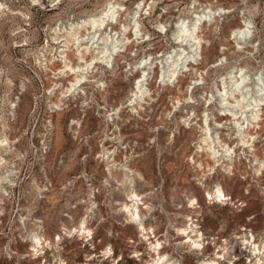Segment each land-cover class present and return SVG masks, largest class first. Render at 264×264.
<instances>
[{
    "label": "rangeland",
    "instance_id": "374dc122",
    "mask_svg": "<svg viewBox=\"0 0 264 264\" xmlns=\"http://www.w3.org/2000/svg\"><path fill=\"white\" fill-rule=\"evenodd\" d=\"M104 1L66 0L61 9L50 11L47 6L45 10L31 6L26 0H9V29L6 16L0 18V136L7 135L13 141L11 148L7 147L5 151L1 149L6 162L10 160L12 165L3 163L6 167H1L0 173L4 171L2 174H9V169L15 172L12 175L13 186L6 189L10 194L0 199V264H148L147 260H150L147 241L118 211L119 202L126 200L125 189L110 178L109 184H103L108 174L106 162L99 155L103 144L111 149L117 145L116 140L109 138L113 136L114 126L105 124L98 115L96 104L85 110L81 100L71 101L60 113L52 112L49 107L51 95L47 93L52 82L51 75L35 63L41 45L46 37H50L49 29L47 31L44 27H51L56 22L65 24L70 16L78 18L88 12L95 13ZM135 1H122L128 9L122 12L123 22L129 21L127 13L132 11ZM150 2L151 8L147 5L140 18V28L146 36L143 40L141 37L137 40L134 34L129 33L133 40L129 48H133L137 55L126 56L124 60L128 58L134 61L146 54L152 55L153 61L158 59V62L163 59L161 55L174 46L172 32L179 17H185L188 21L206 5L220 6L230 12L205 22L201 28L205 42L199 67L200 70L211 69L205 75V84L196 89V94L211 90L213 81L219 79L218 75L226 72L234 62L242 65L247 62L252 82L256 80L254 67L264 63V0ZM16 9H22L27 16L12 15L11 12ZM251 14L254 16L256 37L261 39L259 50L254 51L255 58H247L248 53L237 50L231 35L232 29L241 25L242 15ZM26 23L29 26H24L26 28L21 29L22 32L13 33L16 27ZM160 23L165 25L166 31L159 30L157 25ZM4 43H9V46ZM5 48H8V58ZM219 55L227 56V64L212 68ZM59 65L56 61L51 68H58ZM127 69L125 62L120 61L114 74L106 72L108 92L103 98L102 92L94 91L97 102L111 108L126 100L135 79L140 75V71L128 75ZM159 70V66H156L149 82L155 94H160L157 100L146 105V109L139 114H132L129 107L122 108L118 126L124 150L117 159L123 153L141 155L133 165L142 170L145 179H136L135 186L142 194L143 201L152 204L153 210L148 215L146 227L151 242L157 239L163 242L162 254L174 260L180 259L181 264H201L204 258L215 257L216 252L220 255L225 252L219 261L221 264H233V255L240 252V247L243 248L236 236L251 232L257 238L264 236V195L261 191L264 188V175L258 180L252 171L245 173V160H242L236 175L228 177L218 170L206 180L205 189L201 187L196 181V169L187 160L193 154V140L198 134L188 126H181L175 133V140L168 141L178 120L185 115L184 111H189L191 105L196 114L202 111L201 100L194 104L186 102L181 109L172 107L173 98L183 96L191 77L196 74L187 73L180 77L174 83L177 87L163 86L159 83ZM60 81L67 83L66 78ZM218 84L221 85L220 82ZM22 85L24 90H21ZM20 91L23 94L14 117L10 115L9 103ZM170 110L172 113L168 115ZM73 118L82 120L79 133H74L70 128ZM218 120L226 119L218 116ZM5 121L8 123L6 126ZM48 121H52L53 126L47 127ZM260 126L256 130L264 139V119ZM222 130L228 142H236V139L229 138V129ZM261 145L257 143L258 151L264 153ZM117 176L120 179L119 173ZM216 182L223 184L232 202L209 203L205 199L206 190H211ZM90 183L95 187V200L99 205L95 212L99 216L89 223L93 237L81 239L77 233L68 237L69 231L74 232L79 227L81 217L87 214ZM45 186L47 191H43ZM192 196L201 206H189ZM84 200L87 202L84 203ZM36 220L42 222V232H45L47 240H43L41 253L32 256L34 251L28 235L35 229ZM192 220L203 233L204 254L192 253L186 246L175 245L186 239L184 235L177 234L176 227H185ZM109 246L112 254L104 258L103 253ZM242 250L244 254L234 260V264L249 263L248 252L245 248ZM150 253L157 257L152 250Z\"/></svg>",
    "mask_w": 264,
    "mask_h": 264
},
{
    "label": "bare ground",
    "instance_id": "6f19581e",
    "mask_svg": "<svg viewBox=\"0 0 264 264\" xmlns=\"http://www.w3.org/2000/svg\"><path fill=\"white\" fill-rule=\"evenodd\" d=\"M33 1L34 3L39 2V0ZM55 1L52 0L51 2L54 4ZM122 1L105 0L97 12H88L77 20L69 21L66 25L60 26L56 24L55 27H51L50 37L53 45L56 46L49 48L48 40L47 47L44 45L41 49L43 51H40L35 57V63L51 75L52 82L49 85L48 93L49 95H54V98L51 97L49 101V107L52 112L60 113V111L68 107V103L71 101L81 100V106L85 110L86 108L94 107V104H96L98 115L102 117L105 124L114 126L111 133L113 136L109 137L108 132H106V136L116 140L117 145L111 149L103 144L99 155L106 162L105 170L108 174V178L105 179L103 184H109L110 178L118 181V185L125 189L126 200L125 202H119L120 208L118 211L125 216L128 224L134 225L135 229L143 235L144 240L147 241V250L149 249L156 253L157 257H153L150 251L148 252L150 260H147V263L181 264L180 259L174 260L169 255L161 253L164 248L162 241L157 239L155 242H151V237L146 227V220L148 215L152 213L153 207L151 206L152 204H146L143 201L142 194L135 186L136 179H145L142 170L133 165L141 155H136L134 152L123 153L119 160L117 159L121 150H124L122 134L118 126L120 113L125 107H129L132 114H139L140 111L146 109V105H150L157 100V95L160 94L159 92L155 94L149 83L156 66L160 68L158 79L160 85L162 83L163 86H175L174 83L180 77L186 76L187 73L188 75L196 74L191 77L183 96H175L173 98L172 107L181 109L185 107L184 103L186 102L194 104L196 101L201 100L203 104L202 111L196 114L192 105L189 111H184L185 115L178 120L176 129L168 136V141L173 142L175 140V133L181 126H188V128L198 134L193 140V154L187 160L196 169V181L204 189L206 180L218 170L225 173L228 177L236 175L241 168L242 160H245V168L247 169L245 173L252 171L254 176H257L258 180H260L264 175V153L258 151L257 143H262L261 146L264 149V139H261L256 129L261 127L260 125L264 119V63L254 67L256 80L252 82V78L247 71L249 64L246 62L242 65L234 62L228 67L226 72L218 75L219 79L213 81L211 90H204L200 95L196 94V89L201 84H205V75L211 69L209 67L205 70H200L199 67L202 64V50L205 42L201 34V28L205 22H211L217 16L220 17L230 12L224 7L215 8L206 5L200 11L197 10L191 20L187 21L185 17H179L176 20L175 30L172 32V39L175 43L173 42L174 46L168 53L161 55L163 59L158 62V59L153 61L154 57L152 55L147 56L144 54L134 61H130L128 58L124 60L128 68L126 70L128 75H133L136 71H140V75L135 79L126 100L117 107L107 108L105 105L93 100L95 99L94 91L102 92V97L105 98L108 92L106 72L114 74L117 71L120 60L118 57L124 55L122 54L123 51L126 56L135 57L137 55L133 48H128V44L133 42L129 33L134 34L137 40L140 37L141 40L145 38L146 34L142 33L140 28V18L146 6L148 5L150 9L153 2L136 0L133 3L132 11L129 10L127 13L129 21L122 22L121 20L118 24V16L121 11L126 10L127 12L128 10L124 7ZM197 1L194 0L193 3ZM3 8L4 3L0 1V15L5 14L3 13ZM12 15L27 16L23 10H17ZM113 24L118 25V27H113ZM108 26L110 27V32H108ZM157 27L159 30L166 31L163 23L158 24ZM21 29H23L22 25L16 27L15 30L17 31L14 30L13 33L22 32L23 30ZM113 31L115 32L112 33ZM231 35L235 40L237 50L248 53L249 55L245 56L247 58H255L254 51L259 50L261 39L258 36L256 37V26L252 14L250 16L242 15L241 25L232 29ZM114 39L117 43L121 40L125 43L124 50L116 43L112 47L110 46ZM45 53H48V55ZM54 61L60 62L59 68H51V63ZM227 61V56L219 55L214 61L212 68H220L227 64ZM61 78H66L67 83L61 82ZM23 88L22 85L21 90H24ZM178 90L182 92L180 87H178ZM22 94L23 91H20L14 100H10V115L14 117L15 109L17 112L18 102ZM171 113L172 110L168 112V115ZM218 116H223L226 120L219 121ZM4 125H8L7 121L4 122ZM48 126H53L52 121H48ZM81 127L82 120L73 118L70 123V128L73 132L79 133ZM224 128L230 130L228 132L230 134L229 138L236 139V142L230 143L223 137L224 132L222 129ZM12 144L13 141L7 135L0 136V168L6 167L3 163H7L1 149L5 151L7 147L11 148ZM9 162L7 165H12ZM7 171H9L7 172L9 174H2L4 171L0 173V199L4 195L10 194L6 189L9 188V185L10 187L13 186L14 179L12 175L15 172L13 169ZM117 173L121 175L120 179ZM88 189V201L90 204L86 207L87 214L81 217L79 227H76L77 229L75 230L73 229L74 232L68 230V237H73L74 233H77L81 239L88 240L93 237L94 232L89 227V223L91 219L98 215L95 212L98 211L99 205L95 200V187L90 183L88 184ZM47 190L46 186L43 187V191ZM261 191L264 195V188H261ZM205 194V199L209 203L226 204L232 202V197L226 192L221 182H216L211 190H206ZM86 202L84 200V203ZM188 203L192 208L201 206L198 205V200L194 196L189 198ZM143 210H146V212H143ZM41 223L40 220H36L35 229L31 233L29 232L28 235V241L34 251L32 256L41 253L40 248L44 247L43 240H47L45 232H42L43 226ZM176 230L177 234L184 235L186 239L175 245L186 246L185 248L191 250L192 253L201 252L204 254L205 241L197 223L193 221L186 224L185 227H176ZM236 238L241 240V245L248 252L246 254L249 259L248 264H264V236L257 238L251 232L250 234L241 233ZM243 248L240 247V252L233 255V264L235 263L234 260L239 259L244 254ZM218 253H215V257L204 258L201 264H221L219 260L225 256V252L223 255ZM111 254L112 248L109 246L108 250L103 253L104 258L111 256Z\"/></svg>",
    "mask_w": 264,
    "mask_h": 264
},
{
    "label": "built area",
    "instance_id": "2783aa9c",
    "mask_svg": "<svg viewBox=\"0 0 264 264\" xmlns=\"http://www.w3.org/2000/svg\"><path fill=\"white\" fill-rule=\"evenodd\" d=\"M0 1H3V3H4V12L3 13H5V14H7V15H5V14H2V15H0V18H1V16H3V15H5L6 16V19H8V21L6 22V25H7V27H8V29H9V0H0ZM31 6H34V7H38L39 9H42V10H45V8H46V6H47V8H48V10H58V9H61V7H62V5L64 4V2L66 1V0H56L55 1V3L53 4V2H51L52 0H39V2L38 3H34V1L33 0H26ZM72 2H81V1H88V0H71ZM46 2H47V4H46ZM18 9H16V11H17ZM20 10H22V9H20ZM16 11H12L11 12V14L13 13V12H16ZM124 10H122L121 11V14L118 16V24L120 23V21H121V19H122V12H123ZM82 17V16H81ZM79 18V17H78ZM78 18H74V17H71L70 16V18H68V20H67V22L65 23V24H61V23H55L53 26H51V27H55L56 26V24H58V25H60V26H62V25H66V24H68V22L69 21H72V20H77ZM122 22H123V20H122ZM0 24H1V22H0ZM24 26H29V24H25V25H23V28H26V27H24ZM113 27H118V25H115V24H113L112 25ZM50 26H47V27H44V28H47L46 30L48 31V29H49V32H50V29H51V27L49 28ZM107 29H108V32H110V27L108 26L107 27ZM115 31H113L112 33H114ZM8 34H9V32H8ZM122 36V35H121ZM121 38V37H120ZM116 39V38H115ZM114 39V41H113V43H110V46L112 47L113 46V44H117V45H119V46H121L120 48H122V50H124V45H125V43L121 40L119 43H117L116 42V40ZM49 40V48L51 47V46H56V45H53V43H52V40H51V37H46V39L44 40V42H43V45H41V48H40V51H43V50H41L42 49V47L45 45L46 46V44H47V41ZM51 42V43H50ZM2 44V43H1ZM50 44H52V45H50ZM131 44V43H130ZM130 44H128V48H129V45ZM3 45H5V46H9V43H4ZM18 46H21V44L20 45H18ZM47 47V46H46ZM5 51H6V53H5V56L8 58L9 57V54H8V48H5ZM40 51L38 52V54L40 53ZM46 55H48V53H45ZM122 54H124L122 57H118L117 55H116V57H118V59H120L119 60V62L120 61H122V62H124V58H125V56H126V53L123 51L122 52ZM120 55V54H119ZM54 62H56V61H54ZM53 62V63H54ZM57 62H59V61H57ZM60 63V62H59ZM51 65H52V63H51ZM40 67V66H39ZM60 67V65L58 66V68ZM53 69H56V68H53ZM44 70V69H43ZM47 93H48V91H47ZM49 94V93H48ZM51 97L52 98H54V95L53 94H51ZM94 101H95V99H93ZM121 131V130H120ZM9 188H10V185H9Z\"/></svg>",
    "mask_w": 264,
    "mask_h": 264
}]
</instances>
